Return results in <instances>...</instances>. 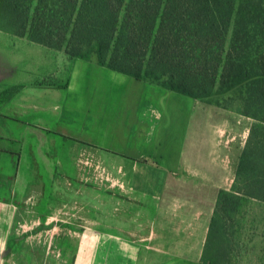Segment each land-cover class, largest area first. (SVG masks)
Masks as SVG:
<instances>
[{
  "label": "rangeland",
  "instance_id": "obj_1",
  "mask_svg": "<svg viewBox=\"0 0 264 264\" xmlns=\"http://www.w3.org/2000/svg\"><path fill=\"white\" fill-rule=\"evenodd\" d=\"M11 44H15V39L3 41L0 48L11 49ZM61 53L56 55V74L58 59L63 60ZM67 66L68 79L77 76L80 94L73 91L71 99L82 104L79 111L85 119V129L78 139L85 142H66V147L53 145L42 158H23L7 264H73L81 237L91 231L102 236H125L139 245L148 244V240L137 242L149 235V217L144 209L148 203L133 193L134 164L124 156H136L138 162L155 165L145 157L139 158L136 151L140 150L164 169H174L181 153L183 158L179 163L184 166V172L186 168L191 170L192 177L196 176L194 180L212 173L219 176L218 183L222 185L227 178L226 189H229L252 123L218 107L217 114L215 106L168 91L159 101V96L152 95L162 91L158 86L109 75L93 59L68 60ZM220 104L224 105V101ZM145 107L147 114L156 115L158 121L162 113L164 125L160 122L155 128L158 121L151 117L145 126L138 124L140 113L134 116L136 108ZM224 117L228 156L223 147L213 143L217 134L214 127ZM207 129L213 142L205 146L200 142L197 149L194 142ZM227 157L226 169L222 162ZM140 176L139 172L135 175L137 181ZM248 212V217H256V230L242 231L240 245L234 247L231 257L223 264H264V206H250Z\"/></svg>",
  "mask_w": 264,
  "mask_h": 264
},
{
  "label": "trees",
  "instance_id": "obj_2",
  "mask_svg": "<svg viewBox=\"0 0 264 264\" xmlns=\"http://www.w3.org/2000/svg\"><path fill=\"white\" fill-rule=\"evenodd\" d=\"M0 32L251 120L201 262L223 264L242 231L256 230L248 208L264 206V0H0Z\"/></svg>",
  "mask_w": 264,
  "mask_h": 264
},
{
  "label": "crops",
  "instance_id": "obj_3",
  "mask_svg": "<svg viewBox=\"0 0 264 264\" xmlns=\"http://www.w3.org/2000/svg\"><path fill=\"white\" fill-rule=\"evenodd\" d=\"M9 39H15L11 49L0 48V264H7V246L15 222L17 184L25 162L23 158H42L45 150L53 145L66 147V142H85L78 139L85 129V119L79 111L82 104L71 99L72 92L79 93V90L77 76L68 79V58L61 53L63 60L58 59L59 73L56 74V55H60V52L2 32L0 47L3 41ZM109 72V75L129 78ZM165 93L162 89L152 95L159 96V101H162ZM216 108L215 112L218 111ZM147 110L146 107L136 108L134 116L140 113L137 123L141 126L150 122V117L158 121L156 115L149 116ZM159 115L155 128L160 122L164 125L162 113ZM221 121L220 125L214 127L217 133L215 142L210 140L207 129L202 137L198 134L199 139L195 140L196 144L194 142L197 149L200 142L203 146L213 142L223 147L229 155L225 117ZM203 124L206 127V123ZM136 152L139 158L145 157L146 161L155 163L152 166L138 162L136 156H124L126 161L134 164L133 180L136 185L132 189L133 193L142 197L140 201L142 199L148 203L146 208L140 204V210L144 208L147 211L149 235L147 239L137 241L148 240V244L139 245L125 236H102L95 231L86 232L81 237L73 264H204L201 255L215 206V196L227 188V178L222 185L218 183L219 176L207 173L196 181L191 170L186 168L184 172V166L179 163L183 158L181 153L176 168L164 169L154 158L147 157L140 150ZM227 161L228 157L222 162L226 169ZM138 172L142 175L139 181L135 177ZM202 194L208 198L204 199ZM164 196H167L165 200Z\"/></svg>",
  "mask_w": 264,
  "mask_h": 264
}]
</instances>
